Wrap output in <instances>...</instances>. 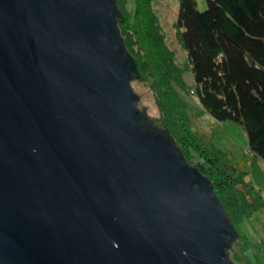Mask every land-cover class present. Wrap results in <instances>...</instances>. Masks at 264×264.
<instances>
[{"label":"water","instance_id":"1","mask_svg":"<svg viewBox=\"0 0 264 264\" xmlns=\"http://www.w3.org/2000/svg\"><path fill=\"white\" fill-rule=\"evenodd\" d=\"M114 6L0 0V264H235L213 182L140 126Z\"/></svg>","mask_w":264,"mask_h":264},{"label":"trees","instance_id":"2","mask_svg":"<svg viewBox=\"0 0 264 264\" xmlns=\"http://www.w3.org/2000/svg\"><path fill=\"white\" fill-rule=\"evenodd\" d=\"M136 1V10L132 13H136L139 24L131 25L121 2L114 0V11L122 34L136 62V70L131 74L132 81L146 79L149 74L146 68L148 64L160 83L164 82V76L169 78L171 74L178 77L180 69L173 63L167 47L162 46V34L158 24L157 27L153 25L156 19L149 11L148 2L143 11L148 21L140 24L138 17L141 16L140 4L143 0L140 4L141 0ZM177 22L182 43L193 67L196 80L194 90H199L203 107L215 120L241 124L248 134L254 155L264 161V0H208L206 10L198 9L197 0H181ZM141 47L145 49L144 53H141ZM163 49L166 52L161 53ZM166 81L168 83L171 80ZM140 114V126L144 130L166 135L177 142L170 128L158 124L146 110H141ZM179 147L186 155V148ZM190 160L204 175L211 174L208 177L213 182L214 191L231 219L235 218L233 213L241 214L237 223L248 215L246 212L249 208L255 209L262 205L259 202H248L245 194L233 191L236 182L233 174L229 179L221 175L219 179L216 178L218 183L212 174L215 170L217 174L220 171L215 168L212 158L201 157L196 162ZM225 192L230 195L227 196ZM238 238L237 230L236 237L228 239L233 246Z\"/></svg>","mask_w":264,"mask_h":264},{"label":"rangeland","instance_id":"3","mask_svg":"<svg viewBox=\"0 0 264 264\" xmlns=\"http://www.w3.org/2000/svg\"><path fill=\"white\" fill-rule=\"evenodd\" d=\"M119 1L130 24L138 23L136 13H132L136 10L137 1ZM197 1L199 10L208 8V0ZM147 2L149 11L155 15L156 21L153 25L157 27L158 24L162 34V46L167 47V52L180 71L178 77L170 74L169 78L164 76V82L160 83L153 76L148 64L146 68L149 74L146 79H134L132 82L134 92L138 96L136 104L142 111L146 110L158 124L166 125L172 130L177 144L186 148L189 161L201 157L212 158L215 168L220 171L217 174L215 170L212 174L215 180L221 175L229 179L233 174L236 180L233 191L245 194L248 202L262 203L255 209L249 208L248 213L246 212L248 215L241 222L237 223L241 214L233 213L235 218L232 220L239 232V238L230 248V256L235 264H264V161L254 155L245 128L231 121L215 120L203 107L199 90H194L196 80L193 67L177 27L181 0H143V3L142 0L139 1V4L142 3L141 16L138 17L140 24L148 21V16L143 12L147 8ZM137 47L140 50V47ZM141 50V53L145 52L143 47ZM167 79L171 81L167 83ZM225 194L230 195L228 192ZM254 196L257 198L254 199ZM236 203L239 201L236 200Z\"/></svg>","mask_w":264,"mask_h":264}]
</instances>
